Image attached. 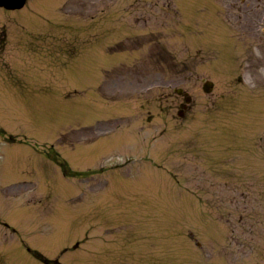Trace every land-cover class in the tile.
<instances>
[{"label":"rangeland","instance_id":"obj_1","mask_svg":"<svg viewBox=\"0 0 264 264\" xmlns=\"http://www.w3.org/2000/svg\"><path fill=\"white\" fill-rule=\"evenodd\" d=\"M0 49V264H264V0H28Z\"/></svg>","mask_w":264,"mask_h":264},{"label":"water","instance_id":"obj_2","mask_svg":"<svg viewBox=\"0 0 264 264\" xmlns=\"http://www.w3.org/2000/svg\"><path fill=\"white\" fill-rule=\"evenodd\" d=\"M24 4V0H15V3L14 4H9L8 6H21Z\"/></svg>","mask_w":264,"mask_h":264}]
</instances>
